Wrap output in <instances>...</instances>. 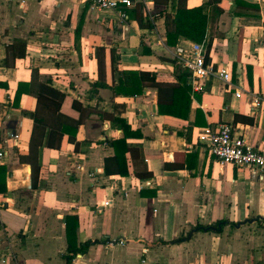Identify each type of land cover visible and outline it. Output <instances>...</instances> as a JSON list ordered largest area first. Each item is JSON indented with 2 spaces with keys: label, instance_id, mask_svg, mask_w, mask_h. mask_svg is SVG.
Instances as JSON below:
<instances>
[{
  "label": "crops",
  "instance_id": "1",
  "mask_svg": "<svg viewBox=\"0 0 264 264\" xmlns=\"http://www.w3.org/2000/svg\"><path fill=\"white\" fill-rule=\"evenodd\" d=\"M208 1L131 0L121 21L84 0H0V264H264V180L220 165L197 139L228 123L264 154V109L252 106L264 97V0L207 6L206 62L230 81L211 76L200 91L175 58L193 42L169 46L164 17L140 27L132 12L140 5L151 20ZM127 71L154 73L163 86L185 81L187 114L161 115L149 83L141 95L117 93ZM38 82L64 94L60 113L72 120L73 104L101 117L85 119L74 142L42 146L33 180ZM220 221V231L193 232ZM67 233L87 250L70 251Z\"/></svg>",
  "mask_w": 264,
  "mask_h": 264
},
{
  "label": "trees",
  "instance_id": "2",
  "mask_svg": "<svg viewBox=\"0 0 264 264\" xmlns=\"http://www.w3.org/2000/svg\"><path fill=\"white\" fill-rule=\"evenodd\" d=\"M220 0H209L207 5H202L194 8H186L184 5H179L173 15L160 14L152 16L150 20L143 18L141 6L138 5L133 9L135 19L140 27L152 28V20L158 16L164 17L167 44L175 46L177 40L182 37L194 43H201L206 34V27L208 22V15L206 12L207 6L216 5ZM114 61V56H111V63ZM103 65L100 58H98V67ZM36 75V74H34ZM100 77V75H99ZM188 72L185 70L180 73L179 80H186ZM34 81V79H33ZM184 87L177 86H163L156 82V75L150 72L141 71H127L119 79L116 87L117 93H123L126 96L141 95L143 92V83L152 84L158 91V107L161 115H181L180 112L187 114L189 109L190 98L185 81H181ZM49 82H38L35 90L36 106L34 112L31 114L33 120L32 131L30 134L29 145V161L32 164V178L36 179L38 173L37 157L39 149L42 146L54 147L59 146L63 135L69 136V141H75V135L78 127L90 115H97L101 117V113L93 112L91 109L82 108L80 105L73 104L79 112V119L72 120L71 118L60 113L61 105L64 99V94L51 88ZM97 87L104 88L105 84L98 82ZM164 96H168V100H163ZM176 116V117H177ZM186 117V115H185ZM120 122V120H115ZM120 141V142H119ZM122 142H112V145ZM226 221H220L210 226H197L194 231H220V228L225 225ZM185 238H180L176 242L184 241ZM68 249L74 252H85L90 243L82 244L79 249L72 248L70 241V233H67Z\"/></svg>",
  "mask_w": 264,
  "mask_h": 264
},
{
  "label": "built area",
  "instance_id": "3",
  "mask_svg": "<svg viewBox=\"0 0 264 264\" xmlns=\"http://www.w3.org/2000/svg\"><path fill=\"white\" fill-rule=\"evenodd\" d=\"M91 9L100 11H113L118 19H127V9L132 7L131 0H84ZM205 41L191 43L189 48L177 46L175 58L178 64L190 72V83L194 91L201 90V81L211 76L218 75L224 82L230 81V75L226 69L216 72L206 62ZM235 96H240V91H235ZM252 106L256 109H264V97L254 96ZM197 139L205 144L208 154L213 156L220 165L231 164L239 168L247 169L257 175L259 180H264V154L249 145L242 137L233 133L230 124L222 123L215 128H203L197 135ZM6 153H0L3 157ZM109 201L104 203L108 206ZM122 243V242H120Z\"/></svg>",
  "mask_w": 264,
  "mask_h": 264
}]
</instances>
